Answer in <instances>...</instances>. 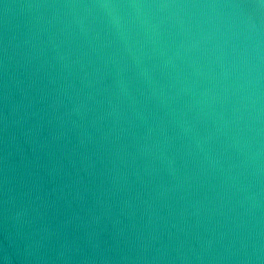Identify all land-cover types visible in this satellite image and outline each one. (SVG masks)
<instances>
[{
  "label": "clouds",
  "instance_id": "9594fccd",
  "mask_svg": "<svg viewBox=\"0 0 264 264\" xmlns=\"http://www.w3.org/2000/svg\"><path fill=\"white\" fill-rule=\"evenodd\" d=\"M0 264H264V0H0Z\"/></svg>",
  "mask_w": 264,
  "mask_h": 264
}]
</instances>
